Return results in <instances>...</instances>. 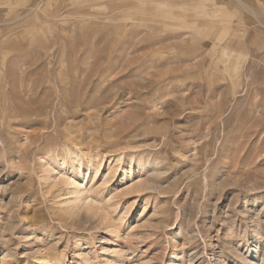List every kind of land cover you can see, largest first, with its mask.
I'll use <instances>...</instances> for the list:
<instances>
[{"label": "rangeland", "instance_id": "374dc122", "mask_svg": "<svg viewBox=\"0 0 264 264\" xmlns=\"http://www.w3.org/2000/svg\"><path fill=\"white\" fill-rule=\"evenodd\" d=\"M51 258L264 264V0H0V264Z\"/></svg>", "mask_w": 264, "mask_h": 264}, {"label": "bare ground", "instance_id": "6f19581e", "mask_svg": "<svg viewBox=\"0 0 264 264\" xmlns=\"http://www.w3.org/2000/svg\"><path fill=\"white\" fill-rule=\"evenodd\" d=\"M3 55H5V54H3ZM238 61V60H237ZM5 73V72H4ZM5 75V74H4ZM15 76H16V74H15ZM15 79V78H14ZM4 92V91H3ZM99 171V170H98ZM70 184H75V179H73L71 182H70ZM44 258L43 259H45V255L43 256ZM56 263H58V260L56 259V260H52V258L51 259H46V261H45V264H56ZM60 264V263H59Z\"/></svg>", "mask_w": 264, "mask_h": 264}]
</instances>
